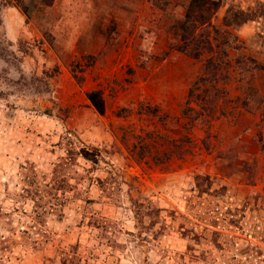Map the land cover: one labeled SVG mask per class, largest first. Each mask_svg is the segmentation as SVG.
I'll return each instance as SVG.
<instances>
[{
    "label": "rangeland",
    "instance_id": "obj_1",
    "mask_svg": "<svg viewBox=\"0 0 264 264\" xmlns=\"http://www.w3.org/2000/svg\"><path fill=\"white\" fill-rule=\"evenodd\" d=\"M247 2L0 0V264H264ZM21 165L62 204L17 201Z\"/></svg>",
    "mask_w": 264,
    "mask_h": 264
},
{
    "label": "trees",
    "instance_id": "obj_2",
    "mask_svg": "<svg viewBox=\"0 0 264 264\" xmlns=\"http://www.w3.org/2000/svg\"><path fill=\"white\" fill-rule=\"evenodd\" d=\"M156 150H158L157 147ZM68 158V161L72 159L71 156ZM59 173L60 171L54 168L52 172L53 176L50 178V180H40L37 179L38 173L36 170H34V168H31L27 165L20 166V177L22 184L20 191L16 193V198L17 201L26 200L27 198L32 200L34 206L33 216L36 218L42 216L43 213L46 212V209H54L62 204L63 200H61V198L59 199L58 193L62 192L65 194L64 185L66 183V178L64 179V177H59ZM5 240L8 242L7 238ZM33 241L37 242V240Z\"/></svg>",
    "mask_w": 264,
    "mask_h": 264
},
{
    "label": "crops",
    "instance_id": "obj_3",
    "mask_svg": "<svg viewBox=\"0 0 264 264\" xmlns=\"http://www.w3.org/2000/svg\"><path fill=\"white\" fill-rule=\"evenodd\" d=\"M242 1H243V3H246V1H248L247 3H251L250 0H242ZM246 5H248V4H246ZM249 27H252V29H255V27H253L250 23L249 24L245 23L242 25L240 33H242L243 36H245L246 34H250L251 32H250Z\"/></svg>",
    "mask_w": 264,
    "mask_h": 264
}]
</instances>
